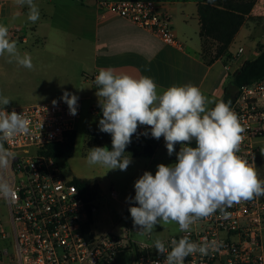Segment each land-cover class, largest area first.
Here are the masks:
<instances>
[{"label":"clouds","instance_id":"obj_1","mask_svg":"<svg viewBox=\"0 0 264 264\" xmlns=\"http://www.w3.org/2000/svg\"><path fill=\"white\" fill-rule=\"evenodd\" d=\"M15 3L28 7L30 22L39 20L40 11L33 0H15ZM5 54L10 57V63L14 60L29 70L34 67L31 56L21 55L17 42L9 37L8 27L0 23V57ZM94 83L102 112L98 127L111 135L112 148H89L86 156L89 166L126 171L132 161L125 150L141 126L150 128L152 138L163 137L167 154L176 155L175 163H160L155 175L145 171L134 183L135 196L127 199L138 205L129 208L138 234L151 235L158 224L171 222L178 224L180 232L190 233L192 226L201 220L217 212L228 219L231 213L227 209L234 204L264 196V180L259 178L255 163L238 155L245 129L230 100L209 99L191 83L172 85L158 92L153 78L118 74L111 68L99 69ZM61 99L67 104L69 114L77 115L78 97L65 91ZM10 101L0 95V197L5 199L14 193L2 173L16 158L5 143L17 135L31 133L24 114L6 110ZM52 103L56 105L57 101ZM177 144H180L178 152ZM220 246L215 239L195 242L184 235L179 240H170L171 250L158 236L146 247L164 255L163 264H184L190 255L208 256Z\"/></svg>","mask_w":264,"mask_h":264},{"label":"built area","instance_id":"obj_2","mask_svg":"<svg viewBox=\"0 0 264 264\" xmlns=\"http://www.w3.org/2000/svg\"><path fill=\"white\" fill-rule=\"evenodd\" d=\"M94 1L99 8L153 33L163 42L181 46L171 16L158 0ZM10 39L17 44L27 43L18 27L10 31ZM216 48L214 44L213 54ZM231 108L245 129L238 155L256 166L258 142L264 137V78L241 88ZM6 110L24 114L31 128L29 135H17L5 143L16 158L2 173L14 194L7 199L0 197V239L7 237L3 219L6 217L18 264H119L118 255L129 252L134 254L132 264H163L164 255L146 247L152 242L138 241L132 236V233L140 235L136 232L138 228L127 230L123 236L113 231L95 232L91 218L98 211L97 205L84 198L73 180L64 179L63 160L45 155L48 145L63 143L76 131L82 115L80 100L75 116L69 114L64 101ZM98 112L96 108L93 110L94 114ZM146 131L147 136L143 135ZM132 139L154 138L150 128L141 126ZM162 140L163 137L158 141ZM111 195L118 197L115 190ZM227 211L230 218L224 219L217 212L193 225L190 233L179 231L177 236L163 240L166 247L171 239L179 240L184 235L195 242L215 239L221 244L217 251L203 257L198 253L190 255L184 264H264V197L234 204Z\"/></svg>","mask_w":264,"mask_h":264},{"label":"crops","instance_id":"obj_3","mask_svg":"<svg viewBox=\"0 0 264 264\" xmlns=\"http://www.w3.org/2000/svg\"><path fill=\"white\" fill-rule=\"evenodd\" d=\"M158 1L171 16L181 46L163 42L153 33L99 8L94 0H33L40 11V18L35 23L28 20L29 9L26 5L18 6L15 0H0V23L8 27L9 37L10 31L18 27L27 38L26 44L17 45L27 46L32 40L43 41L47 45L29 49L34 65L31 70L13 60L14 63L9 64L7 69L3 68L6 77L12 76L10 72L14 73L16 79L22 75L24 79L27 76H32V79L44 76L51 83L45 91L48 94L44 96L45 100L50 101L41 103L63 101L61 97L65 91L75 94L82 103L73 157L77 151L78 133L82 129L88 130L83 143L84 151L93 145H111V135L101 132L98 125L86 127L89 116L100 117L102 113L94 83L99 69L111 68L118 74L136 78L151 77L158 86V92L172 85L191 83L198 86L209 99L219 101L226 94L235 93L232 84L234 74L245 62L256 59L259 55L258 45H264V0L255 1L229 49L212 63H208L203 55L198 0ZM240 49L243 52L240 53ZM20 53L23 55L26 50ZM45 53L52 55V58L37 56ZM33 104L40 103L29 105ZM95 108L98 114L93 113ZM137 142L132 139L126 156L136 158L149 151L147 142L143 145ZM158 143L163 147L165 141ZM258 143L256 168L259 178L264 180V137ZM169 157L175 159L176 155L174 153ZM77 179L91 180L96 187L95 192L100 194V180L92 177ZM134 196L135 193L131 198ZM130 202L124 204L127 210Z\"/></svg>","mask_w":264,"mask_h":264},{"label":"rangeland","instance_id":"obj_4","mask_svg":"<svg viewBox=\"0 0 264 264\" xmlns=\"http://www.w3.org/2000/svg\"><path fill=\"white\" fill-rule=\"evenodd\" d=\"M32 40V39H31ZM47 46L45 42H37L32 40V42L27 46L17 45L19 52L26 50V53H30L29 49L42 48ZM28 49V51H27ZM38 57H50L52 55H47L45 53L42 55H37ZM0 57V95L8 97L11 101L6 107H22L32 103H41L50 100H45L44 97L48 93L45 92L46 89L50 88L51 83L44 79V76H39L35 79L30 76L24 79V75L20 78L14 76L13 72L11 77H6L3 73V68L7 69L8 65L13 62H9L10 57L7 55ZM11 68V67H10ZM102 118V113L100 117H90L86 127L99 125V120ZM88 125V126H87ZM88 130H79L77 138V151L72 159H67L62 161L63 165V177L66 180H73L74 178H86L92 177L101 182V192L96 193L93 197L92 202L98 207V211L92 216L93 229L97 233H107L115 232L118 235H125L126 231L133 230V220L131 218L130 212H127L125 203H129L132 195L135 193L134 183L135 181L145 172L150 171L153 175L157 170V165L163 163L169 165L176 162V158L173 159L168 156L165 151V144L161 147V143L151 144L153 149H150L147 153H144L136 158L131 157V164L126 171L109 170L103 166L95 165L89 166L86 163V156L88 151H84L83 143ZM92 142H95L91 140ZM139 145H143V141L137 142ZM136 143V144H137ZM107 146L109 150L112 148V144H103L101 147ZM96 147L93 145L89 148ZM176 150L180 148V144H177ZM129 148H126V150ZM125 150V151H126ZM136 152V151H135ZM134 152V153H135ZM115 190L118 197L113 198L111 195L112 191ZM264 197V196H263ZM5 209L2 208L1 212ZM4 224L7 230L6 239H0V264H18L15 254H14V239L12 233L10 232L9 225L5 223L8 218H3ZM179 233V226L175 222H171L165 225H157L154 229V233L151 235H136L132 233L135 240L138 241H153L157 238L161 240H166L171 237L177 236ZM150 237L149 239L147 237ZM8 254L5 255L4 252ZM134 260V254L120 253L118 255L119 264H132Z\"/></svg>","mask_w":264,"mask_h":264},{"label":"trees","instance_id":"obj_5","mask_svg":"<svg viewBox=\"0 0 264 264\" xmlns=\"http://www.w3.org/2000/svg\"><path fill=\"white\" fill-rule=\"evenodd\" d=\"M256 0H214L208 3L207 0H198V14L200 20V38L203 44V55L208 63H212L215 59L222 57L239 30L243 26ZM216 44L217 48L213 54L212 46ZM259 55L256 59L244 63L238 72L233 76L232 84L235 93L226 94L221 100L234 102L238 91L254 82L264 78V45L257 47ZM220 101V100H219ZM214 107V105L212 106ZM76 131L71 133L65 142L48 145L44 151L45 155L55 159L67 160L71 159L75 152ZM147 142L149 150L153 149L151 144H157L158 140H139ZM138 141V142H139ZM75 184L84 198L91 202L96 194V187L91 180L73 179ZM131 206H138L131 200ZM129 208L127 212L129 213Z\"/></svg>","mask_w":264,"mask_h":264}]
</instances>
